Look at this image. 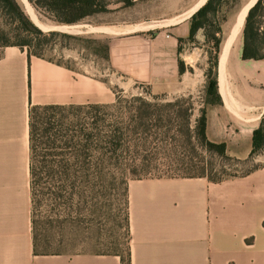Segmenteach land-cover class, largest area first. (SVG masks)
I'll use <instances>...</instances> for the list:
<instances>
[{"label":"crops","instance_id":"1","mask_svg":"<svg viewBox=\"0 0 264 264\" xmlns=\"http://www.w3.org/2000/svg\"><path fill=\"white\" fill-rule=\"evenodd\" d=\"M188 30V20L158 32L97 28L107 37L112 72L174 96L193 92V80L178 69V38ZM223 79L222 101L205 106L206 136L243 160L264 114V59L243 60L239 51L224 63ZM114 100L104 79L28 56L16 45L0 46V264H123L115 252L35 253L30 216V108ZM126 211L129 264H264V164L221 181L130 179Z\"/></svg>","mask_w":264,"mask_h":264},{"label":"rangeland","instance_id":"2","mask_svg":"<svg viewBox=\"0 0 264 264\" xmlns=\"http://www.w3.org/2000/svg\"><path fill=\"white\" fill-rule=\"evenodd\" d=\"M17 1L30 20L42 31L57 32L46 38L32 37L30 45L24 46L23 49L29 50L33 55L37 53L40 57L64 64L75 73L104 79L115 91L122 90L127 94L148 91V85L130 83L118 73L112 72L104 58L107 37L97 32L98 26L108 24L124 30L149 29L151 32H158L166 25L189 21L190 16L196 11L192 13V10L199 2V0H130L129 3L125 0H103L106 10L94 13L78 23L62 24L67 27L59 29L55 27L58 23L41 10L38 13L28 0L32 8L31 13L23 0ZM244 1L246 0H230L218 13L217 19L222 24L223 34L237 8ZM0 24L8 31L10 39H14L17 24L1 8ZM49 26L51 28H48ZM188 34L189 31L178 42V48L185 71L193 80L191 94L194 109L190 116V123L193 125L204 94L205 71L209 65L212 42L203 29H198L192 37ZM218 34L216 33L217 37ZM241 45L240 36L228 50L226 64L229 65L238 54ZM172 96L174 95H167L169 98ZM75 112V108L60 109L56 111V117L63 118L66 114ZM42 114L43 111H40L38 116ZM48 115V112L44 113L39 117V121L44 122ZM191 141L193 146L184 152L182 150L183 153H172L176 150L174 148L168 150L170 153H150L145 160L139 158L135 162L129 159L131 153H120L119 158L112 159L106 166L110 176L105 184L76 189L72 199L69 197L66 183H57L53 176L55 171H63L64 167L48 157L43 167L49 174L46 183L35 185L31 195V232L35 252H115L125 257L129 245L125 185L131 177L203 173L212 181H221L244 175L264 164V145L253 158L235 161L219 155L215 149L206 150L200 147L196 139ZM180 148L177 147V152ZM72 168L81 169L78 166ZM101 168L105 171V167ZM129 169H138L139 175L127 174Z\"/></svg>","mask_w":264,"mask_h":264},{"label":"trees","instance_id":"3","mask_svg":"<svg viewBox=\"0 0 264 264\" xmlns=\"http://www.w3.org/2000/svg\"><path fill=\"white\" fill-rule=\"evenodd\" d=\"M28 1L38 13L41 10L58 24L78 23L94 13L106 10L103 0ZM229 1L206 0L189 19L188 36L192 37L198 29H203L212 42L209 65L205 71L204 94L193 125L190 123V116L193 114L194 101L190 93L169 98L166 94H153L150 90L131 94L118 90L115 91V100L109 104L32 106L29 111V187L31 195H33L35 185L46 183L49 174L43 167L48 157L64 167L63 171H55L53 176L57 183H66L71 199L76 194V189L105 184L110 176L106 166L112 159L119 158L120 153H131L132 156L129 159L135 162L139 158L145 160L150 153H170L174 148L176 150L172 153H183L193 146L191 139H196L200 147L206 150L215 149L219 155L239 161L240 159L226 154L225 143L210 141L205 131V106L222 101L218 91L217 67L224 34L217 15ZM125 2L130 3L131 1L125 0ZM0 8L17 24L14 39H10L8 31L0 24V46L16 45L23 49L24 46L30 45L32 37L46 38L57 34L56 31H42L36 26L17 0H0ZM216 33H219L218 37ZM241 37V59H264V0H256L249 8ZM181 40L178 38V42ZM104 50V58L108 59L107 44L104 45ZM27 54L29 56L32 53L27 50ZM34 55L39 56L37 53ZM178 69L180 73L185 71L180 53ZM73 108H75V113H68L63 118L56 117V111ZM40 111H43V114L49 113L44 122L39 121V117L43 115L38 116ZM263 145L264 117L252 132V149L248 157L243 160L253 158ZM177 147H181L178 152ZM72 166H78L81 169L72 168ZM101 167H105V171ZM127 174L137 176L139 170L129 169ZM178 176L206 175L177 173L161 174L156 177ZM137 178L140 177L130 179ZM126 225L128 229L127 213ZM33 251L35 252L34 244ZM128 253L127 248L126 256L121 255L123 264H129Z\"/></svg>","mask_w":264,"mask_h":264},{"label":"water","instance_id":"4","mask_svg":"<svg viewBox=\"0 0 264 264\" xmlns=\"http://www.w3.org/2000/svg\"><path fill=\"white\" fill-rule=\"evenodd\" d=\"M250 1L251 0L244 1L237 8L236 12L232 16L228 24V27L226 28V32L224 34L220 53L223 52L226 48L229 50L232 47V45L235 43V41L241 36L247 12L249 8L255 3L256 0L251 5H249L245 11V8ZM57 25H62V24H55V27ZM48 28H51V26H49Z\"/></svg>","mask_w":264,"mask_h":264},{"label":"bare ground","instance_id":"5","mask_svg":"<svg viewBox=\"0 0 264 264\" xmlns=\"http://www.w3.org/2000/svg\"><path fill=\"white\" fill-rule=\"evenodd\" d=\"M25 2L26 5L29 6L30 8V13L32 12V8L30 7L29 3L27 2V0H23ZM255 0H251L248 5L246 6L245 8V11L246 9L248 8L249 5H251ZM205 2V0H199V2L197 3V5L194 7V9L192 10V13L197 10L201 4H203ZM191 13V14H192ZM67 26L66 25H57L56 28H59V29H63V28H66ZM227 53H228V49L226 48L223 52L220 53L219 55V59H218V71H217V76H218V84L220 85V87H222L223 85V78H224V63H225V60H226V56H227ZM221 90V89H220Z\"/></svg>","mask_w":264,"mask_h":264}]
</instances>
